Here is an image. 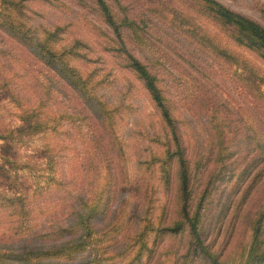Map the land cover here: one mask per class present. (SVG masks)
I'll return each mask as SVG.
<instances>
[{"label":"rangeland","instance_id":"obj_1","mask_svg":"<svg viewBox=\"0 0 264 264\" xmlns=\"http://www.w3.org/2000/svg\"><path fill=\"white\" fill-rule=\"evenodd\" d=\"M3 1L9 5L17 0ZM90 1L20 3L22 17L49 32L56 29L51 41L63 49L69 64L82 75L94 72L88 77L94 86L99 81L93 95L110 110L108 129L98 136L80 120L58 117L81 108L80 100L15 33L16 39L0 31V252L11 254V262L3 264L25 258L37 264H208L201 253H192L193 241L184 224L176 232L165 230L180 219L174 165L165 190L156 178L157 160L149 163L145 178V158L141 161L138 155L159 150L167 136L164 133L163 140L158 132L160 118L122 56L114 52L115 39ZM106 1L115 11L123 9L144 21L149 42L139 46L123 31L126 49L156 74L171 103L183 151L190 160L202 157L191 179L188 208L193 210L206 186L198 222L203 245L219 264H242L253 221L264 218V146L259 152L255 142L264 139V61L235 46L219 25L188 7L192 0ZM215 1L264 25V0ZM194 34L225 50L231 62L202 47ZM187 61H194L196 71ZM26 113L34 115L31 122L41 120L47 128L25 132L21 116ZM109 135L114 147L105 141ZM218 137L230 151L221 161L224 165L213 156ZM5 143L10 145L11 165L1 159ZM258 152L256 163L244 164L248 168L242 179L229 175L242 167L239 155L251 159ZM108 177L120 187L138 180L137 193L117 192L121 202L116 209L104 220L93 221L97 231L71 256L39 258V252L67 239L55 232L70 221L73 198L91 199ZM143 217H160L157 226L165 232L156 238L157 231L147 229L141 245L134 236ZM260 238L264 246V231Z\"/></svg>","mask_w":264,"mask_h":264},{"label":"trees","instance_id":"obj_2","mask_svg":"<svg viewBox=\"0 0 264 264\" xmlns=\"http://www.w3.org/2000/svg\"><path fill=\"white\" fill-rule=\"evenodd\" d=\"M90 2L98 13L100 20L106 25L115 39L114 52L119 54V56H122L124 66L140 83L141 87L146 92L148 100L154 107L157 116L160 118L161 123L158 132L161 133L163 140L166 139L163 136L164 133H166L167 136V139L163 142L162 147L159 150H156L155 152L149 151L145 154L138 155L139 160L145 158L144 161L141 160L144 165L141 169L145 178L149 177V163H151L152 160H157V167H155L157 169L156 178L162 189L165 190L167 189L169 182L172 180L170 166L174 165V173L177 179V190L175 189V194L177 191V196L181 202L178 208L180 219L172 223V225L165 230L176 232L180 229L181 224H184L187 228L188 236L191 241H193L192 253H201L207 260L208 264H219L215 255L205 248L199 235V209L207 188L206 186H204L200 192L198 201L194 205L193 210L189 211L188 208V202L191 197V179L194 176L195 167L200 164L199 159L201 160L202 157L200 155V157L190 160L188 154L183 151L184 147L180 143L177 126L175 125L176 121L170 112L171 103L163 93L162 89L158 86L156 74L148 70L145 64L141 63L126 49L125 43L122 39V32L125 31L130 37H132L135 44L139 46L146 45L149 40L148 35L143 28L144 21L142 19L129 17L124 13L123 9L115 11L106 0H91ZM8 4L9 5L4 3L3 0H0V31L12 37L14 36L11 33H15L20 40L25 42L23 43L24 46L30 50L37 60L51 69L80 100L81 108L76 109V111L71 113L61 112L58 117L61 119L80 120L88 128L91 135L95 134L98 136L100 135L101 130H107L108 124H110V110H108L104 103L101 102L100 97L93 95L92 88H96L95 86L99 85V81H97L94 86L90 83V79H88L93 71L82 75L71 64H69V62L64 59L63 49L55 48L51 41L52 35H55L56 29L53 30V28H51L49 32V29L43 24L33 23L31 18L22 17L23 14L20 0H17L14 4L11 2ZM188 7H191L195 12L209 18L211 21L219 25L224 32L228 34V39L231 40L235 46L255 53L264 61V25L256 23L250 18L228 9L215 0H192L191 5H188ZM38 33H40V36ZM194 36L202 47L207 48L212 53L223 54L222 58L231 62L232 57L225 54V50L217 48L211 44L209 40L203 39V37L197 36L196 34H194ZM191 62L187 61L186 63L191 68L195 69L194 61L193 63ZM244 70H246V68H244ZM195 82L199 86L202 85V82ZM254 84L258 91L259 83L256 82ZM258 94L261 95L260 93ZM261 97L264 98V96ZM84 109H86V112ZM31 113H34V111ZM31 113H26L21 116L23 123L22 128L25 132L41 131L47 128L46 124L41 120L37 119L36 121L31 122L30 117L34 116L31 115ZM53 120L55 121V119ZM93 120L97 121L99 124H94L92 122ZM148 134L149 133H146V135ZM154 134L157 135V131ZM112 139L111 136L105 141L114 147V143H110ZM223 139L222 137L217 138V147L213 155L216 162L225 161L230 154V151L226 149L227 145L224 144L225 140L223 141ZM230 141L234 143V138L231 137ZM255 142L260 152L264 146V139H257ZM2 147L1 159L3 162L11 165V153L9 151L11 150L10 145L5 143ZM259 152L258 155L253 156L251 159H248L246 156L242 158L239 155V160L237 161L242 164V167H240L238 171L232 172L229 175H231V177H237L238 180L242 179L246 175L247 166L251 163H256L257 160H259ZM261 152L264 153V148ZM233 160L236 161V157H234ZM222 165H224V162ZM167 166L168 169H166ZM130 180H132V178ZM138 183V180H133L128 183L127 186L120 187L115 180L110 184V178L108 177L98 191L93 193L91 199L87 197L85 199H79L78 196H75L73 198L75 206L70 207L69 209L68 219H70V221L66 227L62 229L63 231L55 232L57 235H67V239L61 246L51 247L46 250L43 249V253L39 252V258L42 254H46L48 257H56L60 255L71 256L76 249L84 245L86 239L90 238L91 235L97 231L94 229L93 221L98 217H101V220H104L107 213L116 209L117 203L121 202L118 201L117 197L115 198L117 192L120 193L122 191L124 194L126 189L129 193H137L136 189L138 188ZM123 202H125V200ZM122 206L124 207V204ZM133 210L134 208L131 209V212ZM159 216H161V211H159ZM159 222L160 217L153 221L143 217L137 227L139 231L134 236L137 243H142V238L146 233V230H149V228L153 231L155 230V232L157 231L156 238L164 233L165 230L162 231L161 227L157 226ZM108 224L110 223L107 222V225ZM115 228H118L117 224L115 225ZM263 231L264 218L257 217V219L253 221L251 239L247 248L246 257L242 264H261L264 260V246H262V240L260 238ZM10 256L11 254H9L8 251L7 253L0 252V264L7 261L11 262L9 259ZM16 263L37 264L36 261L29 262L28 258Z\"/></svg>","mask_w":264,"mask_h":264}]
</instances>
